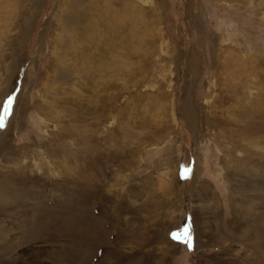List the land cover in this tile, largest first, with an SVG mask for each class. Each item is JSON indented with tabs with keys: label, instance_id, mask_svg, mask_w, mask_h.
<instances>
[{
	"label": "rangeland",
	"instance_id": "374dc122",
	"mask_svg": "<svg viewBox=\"0 0 264 264\" xmlns=\"http://www.w3.org/2000/svg\"><path fill=\"white\" fill-rule=\"evenodd\" d=\"M259 181L264 0H0V264H264Z\"/></svg>",
	"mask_w": 264,
	"mask_h": 264
},
{
	"label": "snow or ice",
	"instance_id": "6c2138e0",
	"mask_svg": "<svg viewBox=\"0 0 264 264\" xmlns=\"http://www.w3.org/2000/svg\"><path fill=\"white\" fill-rule=\"evenodd\" d=\"M173 239H175L177 242L185 244L191 250L192 247L191 233L187 228L183 231L182 234L181 233L173 234Z\"/></svg>",
	"mask_w": 264,
	"mask_h": 264
},
{
	"label": "bare ground",
	"instance_id": "6f19581e",
	"mask_svg": "<svg viewBox=\"0 0 264 264\" xmlns=\"http://www.w3.org/2000/svg\"><path fill=\"white\" fill-rule=\"evenodd\" d=\"M255 85V84H254ZM261 86V85H260ZM259 86V87H260ZM258 88V87H257ZM261 90V89H260ZM251 91H255L254 89H251ZM260 93V92H259ZM261 94V93H260ZM256 94H254V96H255ZM255 99V98H254ZM255 103L256 102H254V104L253 105H255ZM256 105H258V104H256ZM259 106V105H258ZM249 107H250V109H252L251 108V106L249 105ZM256 108H259V107H257L256 106ZM253 116V115H252ZM165 180V179H164ZM254 183H255V181H254ZM253 183V184H254ZM257 184H255L254 186H250L249 187V189H250V191H252V190H254V191H257L258 193H260V192H263L264 191V182H262V184L260 183V181L259 182H256ZM165 184H167L166 182H165ZM163 186V185H162ZM167 188V187H166ZM263 194V193H262ZM251 197V196H250ZM254 197V196H253ZM254 202V201H253ZM130 223H132V222H130Z\"/></svg>",
	"mask_w": 264,
	"mask_h": 264
}]
</instances>
